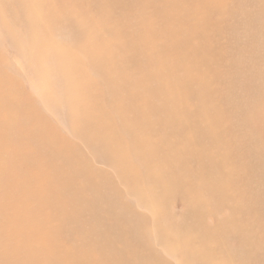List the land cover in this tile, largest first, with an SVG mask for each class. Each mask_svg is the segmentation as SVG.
<instances>
[{
	"label": "bare ground",
	"instance_id": "1",
	"mask_svg": "<svg viewBox=\"0 0 264 264\" xmlns=\"http://www.w3.org/2000/svg\"><path fill=\"white\" fill-rule=\"evenodd\" d=\"M103 2L102 8L95 7L102 30L93 32V46L88 45L85 50L80 47L78 52L72 50L70 56L65 55V64L75 81L72 95L81 106L75 117L87 133V127H94L95 132L76 134L82 135L93 155L97 154L96 149H103L113 157L106 163L101 156L94 155L102 164L113 167L125 187L121 191L116 184L112 185L105 174L98 172L92 162L71 145L67 136H61L51 124L53 122H49L48 115L37 107V100L14 77L9 60L0 51V60L5 63L3 68L11 74L5 75L0 68V240L6 239L4 244L0 241V264H150L147 263L149 249L148 253L146 250L142 253V249L147 246L148 238L157 236L147 229L148 222L154 223L156 219L147 218V221L146 213L141 215L140 208L123 204L122 198L130 195L134 201L146 197L154 203H167L173 196H189L191 201L212 198L221 201L226 194L233 196L228 189L229 179L223 177L225 166L236 169V161L233 162L230 149L223 140L224 134L231 130L222 122L227 114L225 110L242 134V141H238L236 148L253 160V165L243 168L241 175L247 178V183H261L257 174L264 169V62L259 58V49L250 52L245 46L238 45L247 52L239 63L233 64L239 73L248 69V76L242 75L237 80L243 88L242 93L227 94L226 109L211 101L213 89L206 73L209 70L216 75L214 66L218 51L208 47L205 34L209 12L225 8L224 0H193L195 9L176 2L166 5L163 14H170L174 28L162 31L144 23L134 25L124 15L133 11L136 5L139 12L145 14L150 4H135L129 0ZM255 2L258 4L259 0ZM82 3L81 0L73 2L74 6ZM43 5L44 0H34V5L31 0H0V14L7 15L8 24L18 23L27 15V21L30 19L48 31L53 28V32H65L71 37L69 29L78 28L70 16L62 21L66 12L49 13ZM38 9L52 17L55 26L28 15ZM242 15L246 16L245 12ZM200 18L204 26L195 29L192 22ZM110 20L116 24H110ZM40 33L46 34L43 29H39L37 35ZM236 33L264 47L263 34H247L240 27ZM91 47L93 53L89 54ZM125 69L132 70L128 78ZM7 83L9 89L4 91ZM111 93L115 98L108 97ZM27 120L33 122L30 125L34 128L29 127ZM160 133L164 135V141L158 144ZM173 135L178 136L175 142H172ZM40 137L42 145L37 146ZM35 138L37 140L32 142ZM2 152L8 153L9 168L2 166L5 163ZM196 152L200 155L193 156ZM140 156L135 165V158ZM61 158L67 160L69 167L62 165ZM58 160L59 164L56 163ZM164 170L166 174L161 173ZM192 174L200 178L202 185L198 183L196 190L191 192L188 188L189 193L175 195L174 190L183 189L184 176L190 181ZM259 194L264 195V192L256 193ZM13 197L19 200L16 207ZM231 199L228 197V202ZM221 204L224 205L217 203ZM43 211L47 213L48 221L40 220ZM192 211L191 216L194 215ZM221 226L226 228V225ZM143 230L146 234H142ZM7 231L8 240L3 237ZM156 232H160L159 229ZM69 237L70 241L65 244ZM207 237L200 235L201 239H196L193 244L219 243L215 238L207 240ZM160 238L164 240L163 236ZM165 238L170 247V237ZM143 240L146 242L138 245L140 248L134 246ZM243 241L242 244L246 243ZM13 248L17 254L12 259L8 250ZM202 255L194 256L192 262L211 264L207 259L211 255ZM185 259L182 260L184 263Z\"/></svg>",
	"mask_w": 264,
	"mask_h": 264
},
{
	"label": "rangeland",
	"instance_id": "2",
	"mask_svg": "<svg viewBox=\"0 0 264 264\" xmlns=\"http://www.w3.org/2000/svg\"><path fill=\"white\" fill-rule=\"evenodd\" d=\"M31 1L34 5V0ZM75 1L77 0H44L43 8L49 13H55L57 11L66 12L67 15L62 19V21L65 20L67 16H70V19L76 23L77 28H81L80 35L78 29L74 28L69 29L72 34L71 37L65 34V32H53V28H50L48 31V29L45 27H42L41 25L39 26L37 23L30 22V19L27 21V15H24L18 23L8 24L7 15L0 14V21L8 26H3V24L0 23V26L3 28V31L0 32V34H3V39H0V51L9 60L11 65L10 71L13 73L14 77L17 78L24 85L25 90H28L37 100V107L48 115L49 122H53L51 124L55 125V129L61 133V136H67L71 142V145L78 149L85 159H88L90 162H92L93 166L98 170V172L105 174L112 185L116 184L117 187L123 191L125 185L118 174L113 170V167L108 166V164H102L100 161L96 160L94 157L95 154L93 155L91 149L85 144V139H83L82 135L76 134L90 133L91 135L95 134V132L93 130L94 127H87V133L83 126L80 127L81 123L75 117L81 106L79 105L78 99L72 95L75 93V81L73 80V76L70 71H68L66 68L65 55L70 56L72 50L78 52L80 47H84L85 50L88 45L93 46V32L102 30V24L100 21H98V15L95 7L99 9L102 8L104 2L103 0H81L83 1L82 5L74 6L73 2ZM129 1L135 4L144 2V4H150L151 7L149 6L150 8L147 13L143 14L139 12L138 6L136 5L133 11L124 13L127 19H129L134 25L144 23L146 25H150L158 31L174 28L170 14H163L164 6L176 2L179 4H185L191 9H195L193 0ZM224 2L226 4L225 8L212 10L209 12L207 19L208 30L207 34L205 35L208 47L212 50L216 49L218 51V58L214 66L216 69V75L209 70H207L206 73L209 77L210 87L213 89L211 101L215 106L223 109L225 107L226 109L227 94L231 92L236 94L242 93L243 88L239 83H237V80L242 75L248 76L247 68L242 69V73H239L238 70L233 66V64L239 63V61L243 59V56L247 54L246 50H242L241 47L238 48V45L240 44L245 46L250 52L253 49H259V58H261V60L264 62V47L254 43L253 41H250L248 37L241 38L236 33V29L240 27L244 33L249 34L251 32H259L264 35V0H259L258 4H256L255 0H224ZM260 7H262L261 10ZM151 10L152 13L150 12ZM243 12H245L246 16L242 15ZM28 15L34 19L42 18L40 22H43L48 26H55L53 18L44 14L40 9H38L37 12H33L32 14ZM109 23L112 25L116 24L114 20H110ZM191 26L195 29L203 28V19L200 18L193 21ZM39 29H43L47 35L42 33H40L42 36L37 35ZM69 46L70 50L68 49ZM64 47H67L68 50L66 48L63 49ZM88 53H93V47L88 49ZM62 54L64 55L62 56ZM4 66V61L0 60V68L4 71L5 75H11L10 73L8 74V69L3 68ZM125 70V77H130L132 75V70ZM8 89L9 84L7 83V85L3 87V90L6 91ZM108 97L115 98L114 94L112 93L109 94ZM225 112L227 114H225L226 116L223 117L222 122L225 128H231V130L224 134L223 140L230 149L233 162L236 161V165L234 166L236 169L231 170V167L225 166L226 173L223 174V177L226 180L229 179V181H227L230 182L228 184V189L231 191L233 196L226 194L221 198V201L217 200L219 202L213 198L210 200L199 199L198 201H191L189 196H187V198H174L173 196L168 201L170 204H168L167 201V203H165V201H163V203H161L162 201L154 203L151 199H147L146 197L141 198L142 202L140 200H135L138 201L135 202L134 197L131 198L130 195H128L127 198H122L123 204L136 206L138 209L140 208L141 210L139 209L138 211L139 213H142L141 215L146 213L145 217L147 221H149L147 218H150V220L156 219V225L155 222L153 223L151 220L148 222L149 224L147 229L149 233L152 232L153 234L154 232L155 235L157 233L155 238H159L155 240L154 236L152 235V237L148 238L146 244L147 246H144L145 249L144 247L142 249V253H144L145 250L148 253V249L150 251L148 253L149 262L147 263L152 264V261H157L156 263L153 262V264H197V261L193 263L191 260L194 256L197 255L196 257L199 258L198 256L202 254H210L211 256H208L207 259L211 260V264H264V195H256V193L259 191L264 192V169L259 170L262 175L259 172L257 174V177L259 176L261 179V183L257 184L254 182L250 184L247 183V178L242 177L241 174L243 168L252 166L253 160L248 159L245 156V153H241L236 148L238 141H242V134L239 132L238 128L234 127L233 120L228 115L229 113L226 110ZM95 118H97V116ZM107 119L109 122H112L110 118ZM27 123L30 128H34L30 125V123L32 124L33 122H29L27 120ZM159 135H161V133L157 135L158 144L164 141V135ZM177 137V135H173L172 142H175ZM41 138L42 137L39 138L37 146L42 145L40 142ZM91 138L93 139L94 137L91 136ZM36 140L37 139L35 138L32 142ZM94 146L95 145L93 144V147ZM96 150L98 155L96 154L95 156H101V158L104 159L106 163H110L113 158L112 156H109V154H107V152L103 149ZM193 152L194 151L191 153ZM199 155L200 152H196L193 156ZM1 156L5 162L2 163V166L4 168H9L11 164L10 160L7 158L8 153L2 152ZM141 157L142 156L135 158V165L139 163L138 161L141 159ZM109 158L111 159L110 161ZM61 159L63 160L62 165L69 167L67 160L65 158ZM189 162L191 163L192 161ZM56 163L59 164V160ZM20 170L23 171L21 167ZM138 171V175L141 177V171L139 168ZM161 173L166 174L165 170ZM251 175L253 177L252 173ZM190 177L191 180L189 181L185 180L184 176V180L181 181L184 185L182 186L183 189L174 190L175 195L177 193L179 195H183L182 192L185 191L186 193H189L187 192L188 188L191 192L198 188V183L201 184V180L199 181L200 178L195 177V174H192ZM29 183H31V181ZM237 188H239V191ZM198 192H201V189H199ZM145 195L149 197L148 194ZM228 197H232L231 201L229 200V202ZM202 202L205 204V207L203 206L204 204ZM220 202L224 203V205H217V203ZM137 203H140V205ZM13 204L14 207L19 205V200L17 197H13ZM200 206L204 207V211L202 210L203 207L201 208ZM195 208L200 209V211L197 213L198 209L195 210ZM190 211H192V213L198 217L200 215V217H197L196 219V216H191ZM153 216H155V218ZM47 218V213L45 211L41 212L40 220L48 221ZM195 224L197 227L194 226ZM221 224L226 225V228L222 227ZM150 227L151 229H149ZM195 227L197 230H195ZM154 228L156 229L155 231ZM157 228L160 232H156L158 231ZM147 229L146 232L148 233ZM201 230L206 234L204 235ZM144 231L145 230H143V232ZM9 232L6 235H3V237L7 238V240L10 239L8 238ZM142 234L146 233L144 232ZM198 235L199 237H197ZM200 235L201 238H204V236L207 235V240L208 238H215L219 243H221V245H219V243L216 245L211 242L207 244L208 246L206 244L205 246L204 244H193L196 242V239L197 241L201 239ZM160 236H163L164 240L160 238ZM167 236L170 237L168 238V241L171 239V244H169L170 247L167 244L169 242L165 241V237ZM195 236L197 238H195ZM189 238L190 241L188 240ZM70 239L71 237L67 238L64 243H68ZM159 239L165 243L163 242L162 244V242H160L161 240ZM0 241L3 242L6 241V239ZM242 241L246 243L242 244ZM144 242H146V240H143L141 244L137 243V245L134 246H142ZM151 243L154 245H150ZM160 243L161 248H159ZM199 245L202 248L199 247ZM140 246L138 247L140 248ZM150 246L152 247L150 248ZM211 246H213V248L216 247V249H208L211 248ZM192 249L193 251L196 249V251L193 252L191 251ZM9 250L8 252L11 253L10 258H15L17 254L15 252L16 250H14V248ZM185 251L186 253L191 251L193 255L191 252L187 253L188 255H186V253H184ZM212 252L214 254H212ZM128 259H130V257ZM166 259L170 260L166 261ZM184 259L187 263L182 261ZM132 260L130 259V261ZM13 264H15V262H13Z\"/></svg>",
	"mask_w": 264,
	"mask_h": 264
}]
</instances>
